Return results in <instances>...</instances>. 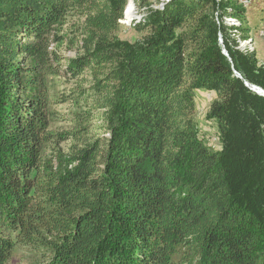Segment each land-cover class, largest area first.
<instances>
[{
	"label": "trees",
	"instance_id": "trees-1",
	"mask_svg": "<svg viewBox=\"0 0 264 264\" xmlns=\"http://www.w3.org/2000/svg\"><path fill=\"white\" fill-rule=\"evenodd\" d=\"M127 5L0 0V264L18 246L37 264H264V64L232 36L243 7L169 0L131 44ZM73 18L82 52L60 66L50 47ZM85 70L109 136L47 158L65 137L49 130V78ZM199 90L218 95L220 150L198 138Z\"/></svg>",
	"mask_w": 264,
	"mask_h": 264
},
{
	"label": "rangeland",
	"instance_id": "rangeland-1",
	"mask_svg": "<svg viewBox=\"0 0 264 264\" xmlns=\"http://www.w3.org/2000/svg\"><path fill=\"white\" fill-rule=\"evenodd\" d=\"M135 1L128 0L124 20L120 22L117 32L118 39L131 44L142 41L149 34L147 29L139 26V23L147 15L148 9H161L169 0H140L139 4ZM223 1L227 0H218V2ZM233 1L239 7H243L246 22L245 25L239 26L238 33L234 31L235 33L232 34L237 48L247 54H255L257 61L264 64V0ZM130 5L134 13H132V18H127V9ZM69 20V23L60 33L64 35V40L52 44L50 47L51 51L54 50L58 54L61 60L60 66L67 65L70 59L79 56L82 52L79 33L74 36L68 34L69 28H74L82 22L78 21L77 18ZM231 20L235 19L226 18V23L231 25ZM247 40L253 41L254 53L246 52L247 50L240 47L241 42ZM219 45L221 47L220 41ZM221 49L223 51V47ZM49 80V130L65 137L64 140L61 139L46 145L43 150L44 156L64 160L72 153V149L82 148L84 143L101 140L109 136L103 111L95 105L94 78L89 71L85 70L75 78L70 75L67 77L58 75L50 77ZM252 90L254 91L253 88ZM217 99L218 95L214 91H196L194 124L198 138L206 145L220 150V136L216 123L209 118L211 106ZM41 260V252H35L22 246H18L12 256V264H37Z\"/></svg>",
	"mask_w": 264,
	"mask_h": 264
},
{
	"label": "bare ground",
	"instance_id": "bare-ground-1",
	"mask_svg": "<svg viewBox=\"0 0 264 264\" xmlns=\"http://www.w3.org/2000/svg\"><path fill=\"white\" fill-rule=\"evenodd\" d=\"M132 10H133V8L130 5L128 7V9H127V18H132V15H133L132 13H134V12H132ZM231 25L239 26V23L236 20H233ZM240 47H242L243 49L247 50L246 52L253 53L255 51V48H254V45H253V41L252 40H247V41L241 42Z\"/></svg>",
	"mask_w": 264,
	"mask_h": 264
},
{
	"label": "water",
	"instance_id": "water-1",
	"mask_svg": "<svg viewBox=\"0 0 264 264\" xmlns=\"http://www.w3.org/2000/svg\"><path fill=\"white\" fill-rule=\"evenodd\" d=\"M220 38H221V37H220ZM220 44H221V47H223V54H224L226 57L229 58V55H228L227 51L225 50V47H224V44H223V40H222V39H220ZM229 60H230V58H229ZM230 61H231V60H230ZM252 88L254 89L255 92H257V94L264 96V91L261 90L258 86H252ZM258 89H260V90H258Z\"/></svg>",
	"mask_w": 264,
	"mask_h": 264
},
{
	"label": "built area",
	"instance_id": "built-area-1",
	"mask_svg": "<svg viewBox=\"0 0 264 264\" xmlns=\"http://www.w3.org/2000/svg\"><path fill=\"white\" fill-rule=\"evenodd\" d=\"M245 4H247V2L245 1Z\"/></svg>",
	"mask_w": 264,
	"mask_h": 264
}]
</instances>
